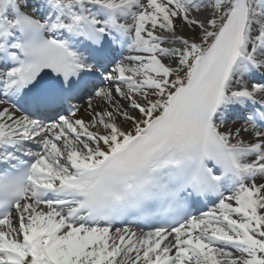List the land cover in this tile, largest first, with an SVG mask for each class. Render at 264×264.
Listing matches in <instances>:
<instances>
[{"label": "snow or ice", "instance_id": "1", "mask_svg": "<svg viewBox=\"0 0 264 264\" xmlns=\"http://www.w3.org/2000/svg\"><path fill=\"white\" fill-rule=\"evenodd\" d=\"M0 264H264V0H0Z\"/></svg>", "mask_w": 264, "mask_h": 264}]
</instances>
